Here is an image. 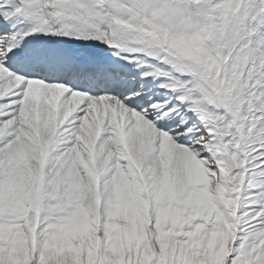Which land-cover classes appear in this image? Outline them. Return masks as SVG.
I'll use <instances>...</instances> for the list:
<instances>
[{
    "label": "snow or ice",
    "instance_id": "1",
    "mask_svg": "<svg viewBox=\"0 0 264 264\" xmlns=\"http://www.w3.org/2000/svg\"><path fill=\"white\" fill-rule=\"evenodd\" d=\"M0 264H264V0H0Z\"/></svg>",
    "mask_w": 264,
    "mask_h": 264
}]
</instances>
